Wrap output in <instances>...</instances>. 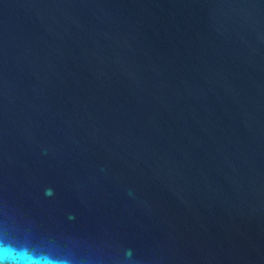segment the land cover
Listing matches in <instances>:
<instances>
[{
	"label": "water",
	"instance_id": "water-1",
	"mask_svg": "<svg viewBox=\"0 0 264 264\" xmlns=\"http://www.w3.org/2000/svg\"><path fill=\"white\" fill-rule=\"evenodd\" d=\"M0 264H264V0H0Z\"/></svg>",
	"mask_w": 264,
	"mask_h": 264
}]
</instances>
